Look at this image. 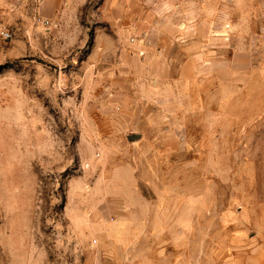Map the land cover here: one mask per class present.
Returning <instances> with one entry per match:
<instances>
[{
	"label": "rangeland",
	"instance_id": "obj_1",
	"mask_svg": "<svg viewBox=\"0 0 264 264\" xmlns=\"http://www.w3.org/2000/svg\"><path fill=\"white\" fill-rule=\"evenodd\" d=\"M39 2H0V264H264V0Z\"/></svg>",
	"mask_w": 264,
	"mask_h": 264
},
{
	"label": "crops",
	"instance_id": "obj_2",
	"mask_svg": "<svg viewBox=\"0 0 264 264\" xmlns=\"http://www.w3.org/2000/svg\"><path fill=\"white\" fill-rule=\"evenodd\" d=\"M6 0H0V2H4ZM39 11L45 17L52 16V12L59 10L61 11V5L64 3V0H39Z\"/></svg>",
	"mask_w": 264,
	"mask_h": 264
},
{
	"label": "built area",
	"instance_id": "obj_3",
	"mask_svg": "<svg viewBox=\"0 0 264 264\" xmlns=\"http://www.w3.org/2000/svg\"><path fill=\"white\" fill-rule=\"evenodd\" d=\"M37 22H41L45 26L49 25V22L47 20L37 19ZM10 38H11V34L6 29L0 28V39L9 40Z\"/></svg>",
	"mask_w": 264,
	"mask_h": 264
}]
</instances>
